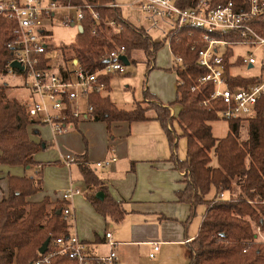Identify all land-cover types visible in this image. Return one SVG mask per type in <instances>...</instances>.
<instances>
[{"label":"trees","instance_id":"16d2710c","mask_svg":"<svg viewBox=\"0 0 264 264\" xmlns=\"http://www.w3.org/2000/svg\"><path fill=\"white\" fill-rule=\"evenodd\" d=\"M67 3V0H61ZM242 8L248 0H234ZM83 9L81 25L76 43L62 49V63L68 64L76 58L88 71L96 72L106 65V59L116 49L124 47L130 57L134 50H141L148 60V69L155 55L167 42L175 57L182 58V64L174 66L178 76L177 99L173 105H180L176 117L170 110L147 90L144 101L135 103L132 110L120 109L110 96L94 95L91 104L94 108L92 119L106 122H143L149 120V111L155 112L170 141L174 154L178 139L187 140V158L177 162V168L185 172V188L177 193L178 200L190 204L192 215L200 205L208 207L197 237L189 244L188 264H264V242L256 229L264 234V119L259 114L253 118H237L228 121L229 132L223 139L212 134L211 123L223 120L220 114L226 110L224 103L212 100L215 88L212 84L198 88V80L207 75L199 64L197 51L191 50L203 31L192 27H177L165 36L164 41L155 42L144 28L125 19L120 7H112L115 0H71ZM196 0H177L182 9H190ZM99 13L100 27L93 35L96 26L92 12ZM114 21L116 26H110ZM256 28L264 31V17L257 20ZM121 27V29H118ZM16 23L0 17V76L7 75V65L12 55L7 45L15 38ZM224 39L226 36L216 35ZM114 76L105 78L106 92H110V82ZM231 83L240 84L244 78H230ZM6 86L0 87V165L22 166L33 169L37 166L35 156L43 150L41 144L30 139L28 128L31 124L25 115L22 102L9 99ZM209 100L205 106L203 103ZM146 101L151 106H146ZM77 128V120H73ZM176 122L181 135H173L168 123ZM246 128L248 139L241 140V130ZM216 165H213V160ZM82 175L90 187L97 188L105 195L104 200L90 197L96 211L105 218L120 223L125 218L122 204L107 191L101 179L89 166L87 156L77 157ZM42 168V167H41ZM35 177H11L9 196L0 202V264H31L40 258V249L49 241V252L54 249L56 240L66 236L69 225L63 218L66 203L56 202L48 212L51 202H30L28 199L43 191L42 172ZM214 190L212 200L207 197ZM224 196V198H222ZM61 212V214H59ZM49 264H76L68 256L56 254Z\"/></svg>","mask_w":264,"mask_h":264},{"label":"built area","instance_id":"2783aa9c","mask_svg":"<svg viewBox=\"0 0 264 264\" xmlns=\"http://www.w3.org/2000/svg\"><path fill=\"white\" fill-rule=\"evenodd\" d=\"M247 3V7L242 8L234 0H196L192 8L182 9L177 0H140L137 8L133 7L144 16L151 29L161 30L162 25H166L165 35L187 25L203 31L191 50L198 52L199 64L207 75L198 80L194 90L212 84L215 90L210 101L219 99L224 103L226 110L220 116L226 122L259 114L264 119V31L259 32L255 23L264 17V0H248ZM112 7L119 6L113 4ZM88 9L96 22L95 35L100 27V15L91 7ZM59 10L62 11L61 18H57ZM0 17L16 23L15 38L7 45L12 55L7 75L23 76L29 82L30 98L22 103L25 115L31 121L29 127L50 125L56 134H62L74 128L73 120L78 121L84 116L92 119L91 98L106 93L105 78L127 72V66L121 60L126 56L124 47L112 51L105 67L96 72L88 71L76 58L63 64L59 50L58 55L52 57L56 49L47 28L49 25L57 22L76 27L78 33H81L80 29L83 31V9L73 5L71 0L67 3L61 0H0ZM109 25L116 26V23L111 21ZM182 62L180 56L175 57L174 66ZM14 63L22 69L13 67ZM242 69L252 70L253 74L245 76L239 72ZM232 77L248 81L233 84ZM210 101L203 104L207 106ZM116 160L98 163L97 167H110ZM65 162L71 165L76 161L73 156H67ZM79 195L81 191L70 189L56 200L66 203L63 218L69 225L68 234L58 238L52 251L48 248L31 264H49L56 254L66 255L76 264H121L115 251L93 257L90 246L71 234L74 213L68 203ZM256 231L262 235L259 227ZM106 238L110 246L116 245L111 233H107ZM158 249V246L154 248L155 251ZM150 257L153 259L155 254Z\"/></svg>","mask_w":264,"mask_h":264},{"label":"crops","instance_id":"0c3cea01","mask_svg":"<svg viewBox=\"0 0 264 264\" xmlns=\"http://www.w3.org/2000/svg\"><path fill=\"white\" fill-rule=\"evenodd\" d=\"M139 1L115 0V4L121 8L125 19L144 28L150 37L154 32L162 33L159 42L164 41L166 25H162L161 30L151 29L144 16L135 9ZM125 5H130L134 20L123 11L122 6ZM163 50L164 58L160 59ZM54 53L58 55L57 51ZM174 59L166 42L155 55L150 69L147 68L152 79L151 91L147 89L157 97L159 105L167 107L176 117L181 106H170L177 99L178 88ZM29 98L30 93L24 101ZM148 115L147 121L113 122L110 126L84 116L77 121V128L74 125L73 129L62 134H56L50 125L30 126V139L43 146L44 152L35 156L38 166L42 167L43 191L28 201L36 203L48 198L51 203H56L65 191L79 190L81 195L68 203L74 213L70 232L90 246L93 257L106 256L115 251L121 264H188L189 244L197 237L208 207L200 205L195 208L193 218L188 221L192 207L180 202L177 197V193L186 186L177 162L187 158V140L183 138L186 145L180 153L181 139L177 140L175 161L172 160L174 152L166 131L155 119V114L148 112ZM175 124V130L181 135L179 125ZM98 127L100 131H97ZM83 155L87 156L89 166L109 194L122 204L125 212L122 222L105 218L90 202V197H96L99 190L88 186L82 175L77 157ZM67 156H73L76 162L67 165ZM113 158L117 160L110 167H97L98 163ZM36 173L22 166L0 165V202L9 196L11 177H35ZM52 175L54 181L50 183L48 179ZM210 196L213 199L215 192ZM107 233H111L115 246L109 245ZM156 246L158 251L154 250ZM152 253L155 254L153 259L150 257Z\"/></svg>","mask_w":264,"mask_h":264},{"label":"rangeland","instance_id":"374dc122","mask_svg":"<svg viewBox=\"0 0 264 264\" xmlns=\"http://www.w3.org/2000/svg\"><path fill=\"white\" fill-rule=\"evenodd\" d=\"M122 9L126 13L129 19L134 20L131 15L132 11H131L130 5L122 6ZM57 14H58L57 18L62 17V11L59 10ZM47 28L51 32L52 43L56 51L60 49H64V48H69L70 45L76 43L77 34H78L76 27L65 26V25H62L56 22V23H52ZM161 36H162V33L158 34L157 32H154L152 35V39L155 42H159L161 40ZM164 49L166 50L167 47H165ZM164 53L165 52L163 50L161 52L160 59L164 58ZM53 55H55V53H53ZM130 59L132 63L130 66L127 67L126 74L113 77L110 83L111 90L108 93L111 101L114 104H116L118 108L125 109V110H132L135 107V103L144 101V92L147 88L150 89V86H151L150 83L152 82L151 76H148V72H147L148 60H147L145 53L141 50H134L131 53ZM239 72L245 76L253 74V71L249 69H242ZM1 86L7 87L6 93L9 99L15 98L21 102H23L26 99L27 95L30 93L29 82L23 76H17V77H13L11 75L0 76V87ZM146 106L150 107L151 103H148V101H146ZM150 112L153 115L155 114L154 111H149V113ZM170 116L173 118L175 115H173L170 111ZM175 123L176 122L171 124L169 122L168 128L173 133V135H179L178 134L179 131L175 130V127H176ZM210 125L212 127V134L215 138L223 139L228 135L229 125L226 121L220 120V121L213 122ZM97 131H100L99 127ZM247 139H248V132H247V129L244 128L241 130V140L245 141ZM185 145L186 144H185L184 139L181 138V143L179 145V153L181 152V149H183ZM42 152L44 151L42 150L40 153ZM213 165H216L215 158L213 160ZM33 170H35L36 172H40L41 166L37 165L33 167ZM48 180L50 183H53L54 181L53 175L51 176V178L49 177ZM213 194L214 192L209 194L207 198L211 200L212 197L210 195H213ZM54 204L56 203H51V205L48 206L49 213L52 211L53 208H55ZM259 238L261 241L264 242L263 233L262 235H259ZM176 262H177V258H176Z\"/></svg>","mask_w":264,"mask_h":264},{"label":"water","instance_id":"95a60500","mask_svg":"<svg viewBox=\"0 0 264 264\" xmlns=\"http://www.w3.org/2000/svg\"><path fill=\"white\" fill-rule=\"evenodd\" d=\"M80 30H81V29H80ZM121 60L124 62V64H125L127 67L131 65V62H130V60L128 59L127 56H122V57H121ZM13 67H17V68H19L20 70L22 69L17 63H14V64H13ZM96 197H97L99 200H104V194L101 193V192H99V193L97 194ZM59 214H61V212H59ZM48 247H49V241H47V242L42 246V248L40 249L39 253H40L41 255H44V254L47 252Z\"/></svg>","mask_w":264,"mask_h":264},{"label":"bare ground","instance_id":"6f19581e","mask_svg":"<svg viewBox=\"0 0 264 264\" xmlns=\"http://www.w3.org/2000/svg\"><path fill=\"white\" fill-rule=\"evenodd\" d=\"M81 32H83L82 30H81ZM127 56V55H126ZM129 59V58H128Z\"/></svg>","mask_w":264,"mask_h":264}]
</instances>
